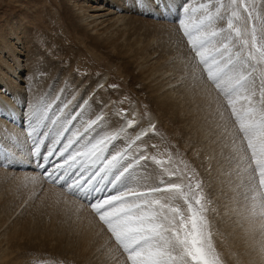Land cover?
<instances>
[{
	"label": "rangeland",
	"instance_id": "obj_1",
	"mask_svg": "<svg viewBox=\"0 0 264 264\" xmlns=\"http://www.w3.org/2000/svg\"><path fill=\"white\" fill-rule=\"evenodd\" d=\"M67 1L0 0V27L4 29L6 24L12 25L14 22L15 25V21H18L21 23L22 28L27 29L30 36V44L25 45L27 50L22 47L21 52L18 51L20 53L19 57L15 60L20 63L21 68L20 71H16L17 77L21 79L17 78L16 80L24 88L23 93H21V96H23L21 109L26 110L30 105L31 108L36 109L51 103L48 97L52 93L49 95V92L52 91V88L57 89L60 87V92L51 103L50 118L52 115L59 116V109L65 104H68V108L70 107L71 111H74L77 106L71 107L72 103L82 101H84V105L80 107L77 113L83 111L84 115L73 121V125H78L81 119L86 122L98 114V116L104 118L102 130L97 129L100 133L116 128L123 115H127L131 109L134 110L132 117L135 119L132 132H135L145 119L156 118L157 121L154 122L155 131H147L146 136L132 144L128 153L129 157L138 155L149 157L147 161L140 162L142 166L138 168L140 174L152 173L155 175L159 173L160 166L150 159L152 156L165 161L171 156V161L165 164V167L170 169L176 166L182 168L183 166L180 165L181 160L187 163L190 169H195V172L198 173L197 179L202 181L203 192L208 202L206 215L210 230L212 236L216 235L213 225L220 220V213L218 212L217 196L212 191V183L215 178L216 167L220 164H229L227 156L231 150V145L229 141L227 143V139H231L230 142L232 143L234 138H238L233 133V130L235 131L233 122L224 110L223 98L219 96L214 86L206 78H202L206 84L213 87L210 94L205 93L201 97L204 101L200 103L207 108L201 111L196 108L197 106H193L196 105V102L193 105L192 101L186 104L181 103L182 106H185L183 111L193 109V113L195 111L199 114L204 113L201 114L200 119L202 124L198 127L195 119L188 122L189 116L180 118L179 110L171 100L168 97H158L157 94L151 93V87L144 81V78L148 77L155 78L156 82L165 81L169 83L180 79L176 83L185 82L178 86L181 90L185 86L188 88L186 95L190 93L194 95L203 91L199 79L201 66L197 64L195 54L187 44L186 38L182 37L175 17L164 18L158 12L147 15L137 6H134V3L130 4V0L128 2L126 0L121 1V9L114 7L115 9L112 11L109 10L111 15L116 12V14L125 16V20L120 26H117V28L123 29L119 33V43L114 46L115 51L110 52L112 55H107L108 49L93 47L94 44L88 35L73 30L71 24L76 20L72 17ZM172 2L177 6L178 11L179 4L183 3L184 0H172ZM196 2L200 3L204 0H196ZM89 4H93L92 0L89 1ZM254 4L256 10L264 16V0H254ZM102 6H104V9L108 8L105 1ZM110 6L113 7L114 5L110 4ZM129 16H132L133 19L136 18L135 21L128 18ZM164 23L169 24L170 27L172 26L174 31L166 34L168 28L165 25L161 26ZM77 35L81 38H76ZM80 42L89 49H86L85 52L83 49V51L79 48L76 49L78 44L81 45ZM62 45L69 46L70 51H59L58 48ZM137 62L142 64L140 68H138ZM11 64L13 68L16 66L13 61H11ZM260 67H264V65ZM258 73L259 68L257 73H254L257 78V90L259 89ZM104 74L108 75L110 81L100 91L101 89L98 90V85L94 83ZM92 84L94 86H91ZM112 85L116 87L113 88ZM64 86L66 87L65 94L62 95ZM28 88L30 92L27 90ZM155 91L158 93L165 92L160 87H157ZM216 94L221 99L218 101L214 99L213 104L209 100ZM76 98H80V100ZM85 101L88 102L87 105H85ZM68 108H65L64 111L71 114V111L68 112ZM22 110L21 112H23ZM222 112H224L223 117H221ZM206 118L208 119L206 120ZM32 122L34 123V121ZM46 126H49V128L47 129ZM196 126L198 129H196ZM210 128L212 130H208ZM47 130L49 131V137L57 132L56 126L52 125L49 120H45L44 127L39 129L36 139ZM95 134V132L91 133V135ZM64 135L67 137L70 132ZM5 137L9 138L10 133H6ZM31 138L28 134V142ZM125 138L126 136L122 137V134H120V138L109 147L110 149L114 148L112 152L121 151L128 147V144L123 143ZM43 140L44 149L50 140L48 137ZM10 141L12 144L8 147L3 139H0V148L9 153L5 155L7 157L24 146L20 139H10ZM65 142V140H61V143L64 144ZM216 145H221V149H218ZM225 145H228V147H225ZM32 149L33 147H30V150ZM221 150L227 151L224 156ZM23 153L22 156L25 155ZM25 158L23 159L26 160ZM215 159L218 160L215 161ZM8 160L11 161L6 158L5 162L0 163V233H7L19 228L34 232L35 234H32L37 235L39 238L35 239V243L40 244L42 250L34 249L28 253L27 256L33 261L32 264H86L87 261L83 256L77 257L79 252L73 254L65 250L69 249L71 238L74 239V236L66 227L67 223H69V226L75 227V230H77L75 235L78 236L80 232H84L87 225L98 221L104 234L108 235L109 242L119 252H122L116 245L114 238L111 237V233L99 221L88 203H84V211L88 212L90 222L85 219L74 220V215H78L81 211L75 203L82 207L79 204L80 201L71 196L76 202L68 203L67 197L69 195L63 193V189L57 188L60 186L48 181L46 183L41 177L37 180L38 177L29 174L27 169L21 170L26 172H12L13 170H19V167L14 168L13 164L9 165ZM17 160L21 159L18 158ZM171 182L180 183L182 181L173 178ZM110 187L106 184L107 189ZM59 192L64 195L60 196ZM36 230L41 233L38 234ZM42 230H45V235H43ZM93 232L94 230L91 231V233ZM57 233H60L63 237H60V234L58 236ZM217 238L220 242L225 241L223 234ZM42 239L45 241H42ZM57 239L58 241H55ZM95 239L94 237L93 241L91 240L89 243L91 248H86L89 251L88 255L91 256L90 260L93 261L92 253L97 250L98 253L99 249L108 243L105 240L106 243L101 245L100 239L99 241H95ZM47 240L50 242L47 243ZM59 240H63L64 246L59 244ZM25 242V238L18 240L21 246ZM45 242L48 245L50 244V251L48 250L49 246H45ZM56 242L60 245L56 247V250H61V253L53 252V254L51 250L57 245ZM66 242L68 243L65 244ZM233 248L235 253L231 257L227 254L226 256L231 260L236 259L237 262L246 264L240 256L239 249L235 246ZM246 249L244 247L242 252ZM82 252L87 253L84 250ZM116 254L118 255V251ZM95 264L97 263L95 262Z\"/></svg>",
	"mask_w": 264,
	"mask_h": 264
},
{
	"label": "snow or ice",
	"instance_id": "obj_2",
	"mask_svg": "<svg viewBox=\"0 0 264 264\" xmlns=\"http://www.w3.org/2000/svg\"><path fill=\"white\" fill-rule=\"evenodd\" d=\"M150 2L161 9L159 14L164 18L175 17L182 37L201 66V78H206L223 98L224 110L238 137L233 139L227 156L231 165L228 174L235 177L242 206L250 216L264 221V67H260L264 65V16L256 10L254 0H184L178 11L172 0ZM135 3L141 10L149 6V0ZM258 68L257 90L254 73ZM51 108L49 103L29 116V136L36 157L41 156L44 143L36 139L44 121L50 120L57 128L43 163L37 164L42 170L38 175L88 202L122 250L126 264H224L213 243L206 215L208 202L195 169L182 160V168L170 169L165 164L171 156L167 161L152 156L150 159L160 166L159 173L140 174V162L149 157L130 158L128 153L147 132L137 135L127 148L110 152V145L124 129L101 135L97 129L102 130L103 116L86 122L81 119L73 125L83 117V111L70 115L64 111L68 108L65 104L59 116L50 118ZM134 123L128 121V127ZM150 131H155L154 125ZM68 132L70 135L65 137ZM93 132L96 134L91 135ZM62 139L66 142L57 150L55 145ZM0 151L8 155L6 150ZM54 154L62 162L50 170L45 165ZM173 178L182 182H171ZM106 184L111 186L109 193L94 196L105 192ZM260 227L264 230V223ZM261 251L264 253V246Z\"/></svg>",
	"mask_w": 264,
	"mask_h": 264
},
{
	"label": "bare ground",
	"instance_id": "obj_3",
	"mask_svg": "<svg viewBox=\"0 0 264 264\" xmlns=\"http://www.w3.org/2000/svg\"><path fill=\"white\" fill-rule=\"evenodd\" d=\"M89 1L91 2V0H68L67 1L70 7V11L72 13V17L76 20V22H72L71 26L74 31L78 30V32H83L84 34L88 35L94 44L93 47L95 48L102 47V48L108 49V52H106V54L112 55L110 52L115 51L114 46L119 43V40H120L119 33L122 32V29H123V28H117V26L118 25L120 26V24L124 22L125 16L116 14V12L115 14L111 15L109 10L112 11L113 9H115L114 7L121 9L122 7L120 6V4H121V1H124V0H92L93 4H89ZM104 1L108 5V8L106 7V9H104V6H102V3ZM126 1L128 2V0ZM132 3H134V6H136L135 0H130V4ZM165 3H167V0H165ZM110 4L114 6L111 7ZM142 11H144V13L147 15L154 13V12H158L159 14L161 9L157 5L154 6V3L149 2V6ZM128 18H132V16H129ZM135 19L132 18L131 20L135 21ZM164 25L166 26V28H168L166 29L167 30L166 34L168 32L174 31L173 27L172 26L170 27L169 24L164 23L161 26H164ZM76 38L80 39L81 37L77 35ZM27 44H30V36H29V33L27 32V29L25 27L22 28V25L20 22L15 21V25H14V22L12 25L6 24L4 29L0 27V139H3V141L6 143L8 147L12 144L10 139H20L24 143V146L19 151L15 150L14 154L11 156L9 155V157L5 156L4 152L0 151V163L5 162L6 158H9L11 161L9 160L8 161L11 162L13 165L18 164L19 162L28 163L29 165L32 164L30 162V153H31L30 147H34V145H33L32 138L31 140H29L30 142H28V134L31 131L29 127V123H30L29 116H30V113L33 110H35V108H31V105H30L26 110L21 109L22 108L21 106H23L22 104L23 96H21V93H23L22 91L24 90V88L21 87L18 81L16 80L18 78L16 71H20L21 68H20V63L18 61L17 62L15 61L19 57V54H20L18 53V51L20 50L21 52L22 47H25L24 49H26L27 46L25 45ZM68 47L69 46L62 45L58 49L59 51H70V47L69 48ZM77 48L81 50L83 49L84 52L86 51V49H89L83 43L81 45L78 44L76 49ZM11 61H13V63L16 65L14 66V68L12 67ZM137 65H138V68L142 66V64H140L139 62H137ZM18 79H21V78L19 77ZM199 79L201 81L200 83L202 84L203 91H201L200 93H196L194 95L193 93L192 95L191 93L189 95H186V90L188 89L186 86L183 88V90L180 89V86L178 85L185 83L183 81L180 83H176L180 79H176L173 82L169 83L165 81L156 82L155 78L148 77V78H144V81L145 83L149 84V87H151V93L157 94L158 97H168L171 100V102L178 108L180 118L189 116L190 118L188 122L192 121L191 119L193 120L195 119V121L197 122V126H198L202 124L200 122V119H201V114H204V113L199 114L196 111L195 113H193L194 112L192 111L193 109H189L188 111H183V108H185V106H182L181 103L186 104L187 102L192 101V105H193V103L196 102V105H193V106L194 107L197 106L196 108L201 111L207 108V107H204L203 104L200 103L201 101L202 102L204 101L202 100L201 97L205 93L210 94L212 92L213 87L210 86V84H206L205 80L203 81L204 78L202 79L201 76ZM109 81L110 80L108 79V75L104 74L94 84H97L98 90L101 89L100 91H102V88L105 87V85L108 84ZM94 84H92L91 86H94ZM157 87L164 89L165 92L164 93L156 92L155 90ZM65 89L66 87L64 86L62 95L65 94ZM27 90L30 92L29 88ZM51 90L52 91L49 92V95L51 93L52 94L48 98L50 99V102L52 103L55 96H57L58 93L60 92V87H58L57 89L52 88ZM81 95H83V93H81ZM76 99L80 100V98H76ZM214 99L218 101L221 98L218 97V95L216 94L209 101H211L214 104L215 102ZM83 103L84 101L80 103L73 102L71 107L72 106H77V107L74 111H71L70 107L68 108V112L71 111L70 115H75L80 109V107L84 105ZM21 110L23 112H21ZM194 110L196 109L194 108ZM133 112L134 110L131 109L127 115H123L121 121L119 122V125L116 128L114 127L113 129L102 132L100 134L101 135L112 134V133L120 132L121 129H124V132H121V134H122V137L126 136V138L124 142L123 141L122 142L124 144L126 143L129 145L135 139L137 135L141 134L142 132H147V131L150 132L151 126L155 124L154 122L156 118L154 117L148 118L142 121L140 123V126L137 128V130L135 132H132V129L135 126V123L133 124L132 127H128V121L130 120L135 121V119L132 117ZM97 116L98 114L94 115L92 119H95ZM51 117H53V115ZM208 118H206V120ZM197 126H196V129H198L199 127ZM46 127L47 129L49 128V126H46ZM208 130H212V128ZM46 132H49V131L47 130ZM6 133H10L9 138L5 137ZM233 133L236 134V130L235 131L233 130ZM43 134L40 135L37 140L44 139L45 137L43 136ZM55 135L56 134L53 133L51 137H49V135L47 136L50 141L48 142L47 147L43 149L42 152L44 153L41 152V156H44L47 154V149L52 146V140ZM234 136L236 137V135ZM228 141H229V144L231 145L232 144L230 142L231 139H227V143ZM62 145L63 143L60 142L59 144L55 145V148L59 150V148L62 147ZM216 147L218 149H221V145H216ZM113 150L114 148L113 149L109 148L110 152H112ZM227 151L229 150L227 149ZM227 151L221 150L223 156L225 155V152ZM22 152H24L23 154L25 155L22 156L21 155ZM208 154L210 155L211 153H208ZM25 156H27V158H25ZM54 156H56V154H54L53 157ZM16 158L17 159L19 158L21 160L18 161ZM23 158H25L26 160H24ZM216 160L218 159H215V161ZM60 162H62V158L60 159V161H58V163ZM230 167L231 165L229 164L228 165L226 164L218 165L216 167L215 178L212 183V191L217 196L216 200L219 206L218 212L220 213V220L218 221L217 224L215 222L213 225V229L216 234V235L213 234L214 236H212L213 243L215 244L217 251L221 254V258L224 264H241L240 262H237L236 259L231 260L226 256L227 254L229 257H231L235 253L233 246L239 249V252H241L240 256L243 260H245L246 264H264V253H262L261 251L262 246H264V230H262L260 227L261 223H264V221H262L261 218L258 216L257 217L250 216L247 211L246 206H242L241 197L237 194V191L235 189V177L229 176L228 174L230 171ZM25 169L28 170L27 172L29 174H33L37 176L38 177L37 180H39L41 177L44 182L48 183L47 181L43 179L42 176L38 175L39 173H37L36 171H33L31 167H23L16 171L13 170L12 172H26V171H21ZM57 188L63 189L61 185L60 187H57ZM62 192L66 193L64 192V190ZM62 192H59L60 196L64 195ZM71 196L72 195H69V197H67V202L75 203L76 200L73 198L75 196L73 197ZM75 198L81 202V203L79 202V204L83 208L80 207L77 203H75L81 209V211L78 215H74L73 217L74 220L85 219L90 222V217L88 215V212L84 211L85 204L79 198L77 197ZM66 227L71 232V234L74 236V239L71 238L72 240L70 241L71 245L68 246L69 249H65V250L72 252L73 254H76L79 252V255L77 257L83 256L84 259L87 261L85 262L86 264H93V263L95 264V262L97 264H126L125 255L122 252H119V250H117L109 242L108 235L104 234V232L102 231V226L100 225L98 221H96V223L93 222L91 225H87L84 232L83 233L80 232L78 236L75 235L77 233V230H75L74 226H69V223H67ZM97 229L98 231L96 232ZM93 230L94 232L91 233V231ZM28 231L29 230L24 231L22 228H19V229H13L12 231H8L7 233L5 232L0 233V264H23V263L32 264L33 263V261H31V258H28L27 256L28 253L34 249H38L39 251L42 249H40L41 248L40 244L35 243V239H39L38 236L33 235L32 233L34 232H31V230L29 232ZM36 231L38 234L41 233V232L39 233V230H36ZM42 232L44 233L45 230L44 231L42 230ZM221 234H223V237H225L224 242H220V240L217 238ZM43 235H45V233ZM60 237H63V236L60 234ZM94 237L96 238L95 241L96 240L99 241L100 239L101 245L106 242L108 243L103 245L104 247L102 246V248L99 249L98 253H97L98 250L92 253L93 254L92 257L94 258V261L91 259L93 261L92 263V261L90 260L91 256L88 255L89 251L86 250V248L87 247L91 248V246H89V243L91 240L93 241ZM23 238L26 239V242L23 246H21L18 243V240L23 239ZM68 238L70 237L68 236ZM44 239H42V241ZM62 239H65V238H62ZM48 241L49 240H47L46 242L49 243L50 241L49 242ZM55 241H58V239ZM46 242H45V246L48 245ZM57 243L58 242H56V244ZM67 243L68 242H66L65 244ZM59 244L64 246L63 240H59ZM59 244H57L54 247V249L51 250L52 253L53 252L61 253V250H59L58 248L57 249L59 251L56 250V247L60 246ZM51 246L53 247L54 245H51ZM244 247H246L247 249L244 252H242ZM48 250L50 251V246ZM83 250L87 251V253H83L82 252ZM117 251H118V255L116 254ZM58 256H61V255H58Z\"/></svg>",
	"mask_w": 264,
	"mask_h": 264
}]
</instances>
